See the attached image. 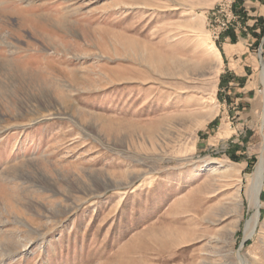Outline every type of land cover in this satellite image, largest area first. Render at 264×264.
<instances>
[{"label":"rangeland","instance_id":"1","mask_svg":"<svg viewBox=\"0 0 264 264\" xmlns=\"http://www.w3.org/2000/svg\"><path fill=\"white\" fill-rule=\"evenodd\" d=\"M242 1L0 0V264H264Z\"/></svg>","mask_w":264,"mask_h":264},{"label":"bare ground","instance_id":"2","mask_svg":"<svg viewBox=\"0 0 264 264\" xmlns=\"http://www.w3.org/2000/svg\"><path fill=\"white\" fill-rule=\"evenodd\" d=\"M210 52L213 53L216 56H219L220 58V52L217 49L215 45H210ZM140 55V54H139ZM263 75H264V69H263ZM263 159L261 158L253 175L252 181L248 186V197L250 198V203L253 208V213L250 216V218L245 222L244 231H245V237L249 236L253 232V228L257 223L258 220V208H259V193L263 186ZM225 176V175H223ZM227 176V175H226ZM215 179V178H214ZM233 205L236 204V201H233Z\"/></svg>","mask_w":264,"mask_h":264},{"label":"crops","instance_id":"3","mask_svg":"<svg viewBox=\"0 0 264 264\" xmlns=\"http://www.w3.org/2000/svg\"><path fill=\"white\" fill-rule=\"evenodd\" d=\"M242 6L243 10L246 11V14H249L251 16H254V21L256 22L253 26H255V28H251V31H253L255 33V36L257 35L256 32H258V28H260L259 26V20L260 16L262 15V13L260 12V8H264V0H243L242 3L239 5V7ZM257 16V18H256ZM263 16V15H262ZM263 19V18H262ZM225 39V38H224ZM229 46H226V48L224 47L222 52L225 56V59L227 61V63L230 65V63L228 62V59H235L238 60V56H240L241 54H245L247 53L248 56L251 55L250 53V49L247 46L245 50L236 48V45H233V47H231V44H229ZM249 45V44H248ZM246 57V56H245ZM246 59V58H245ZM248 60V59H246ZM249 64V63H248ZM248 64L244 63L245 66H248ZM229 70L228 74H231L232 72V68L228 66L227 68Z\"/></svg>","mask_w":264,"mask_h":264},{"label":"built area","instance_id":"4","mask_svg":"<svg viewBox=\"0 0 264 264\" xmlns=\"http://www.w3.org/2000/svg\"><path fill=\"white\" fill-rule=\"evenodd\" d=\"M227 27H228V26H227V23H226L225 21L220 22V23H219V26L216 27L217 29H215V30L213 31V35H214V37L217 38L218 35H219V33H220V31H221L222 29L227 28Z\"/></svg>","mask_w":264,"mask_h":264},{"label":"trees","instance_id":"5","mask_svg":"<svg viewBox=\"0 0 264 264\" xmlns=\"http://www.w3.org/2000/svg\"><path fill=\"white\" fill-rule=\"evenodd\" d=\"M241 1V0H240ZM259 22H260V26H261V31H262V26H264V19H262V18H260L259 20H258ZM264 35V33H262V36ZM256 38H258V36H255Z\"/></svg>","mask_w":264,"mask_h":264}]
</instances>
